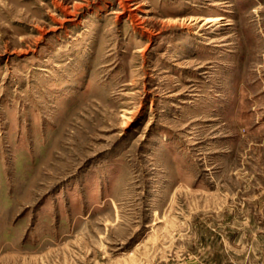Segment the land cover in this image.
<instances>
[{
  "label": "rangeland",
  "instance_id": "obj_1",
  "mask_svg": "<svg viewBox=\"0 0 264 264\" xmlns=\"http://www.w3.org/2000/svg\"><path fill=\"white\" fill-rule=\"evenodd\" d=\"M0 264H264V0H0Z\"/></svg>",
  "mask_w": 264,
  "mask_h": 264
},
{
  "label": "bare ground",
  "instance_id": "obj_2",
  "mask_svg": "<svg viewBox=\"0 0 264 264\" xmlns=\"http://www.w3.org/2000/svg\"><path fill=\"white\" fill-rule=\"evenodd\" d=\"M224 21V18L219 16V17H208L206 19V24L207 25H213V24H217Z\"/></svg>",
  "mask_w": 264,
  "mask_h": 264
}]
</instances>
